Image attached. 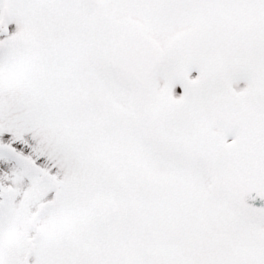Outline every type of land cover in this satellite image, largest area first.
Returning <instances> with one entry per match:
<instances>
[{
  "label": "snow or ice",
  "instance_id": "obj_1",
  "mask_svg": "<svg viewBox=\"0 0 264 264\" xmlns=\"http://www.w3.org/2000/svg\"><path fill=\"white\" fill-rule=\"evenodd\" d=\"M0 264H264V0H0Z\"/></svg>",
  "mask_w": 264,
  "mask_h": 264
}]
</instances>
